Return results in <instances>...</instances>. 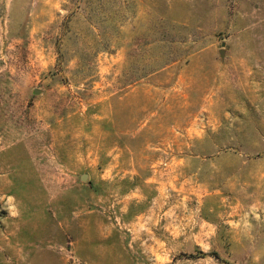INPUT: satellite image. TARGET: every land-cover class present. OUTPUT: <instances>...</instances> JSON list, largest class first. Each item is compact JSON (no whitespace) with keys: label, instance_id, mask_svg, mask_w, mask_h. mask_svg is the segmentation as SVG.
<instances>
[{"label":"rangeland","instance_id":"374dc122","mask_svg":"<svg viewBox=\"0 0 264 264\" xmlns=\"http://www.w3.org/2000/svg\"><path fill=\"white\" fill-rule=\"evenodd\" d=\"M0 264H264V0H0Z\"/></svg>","mask_w":264,"mask_h":264},{"label":"water","instance_id":"95a60500","mask_svg":"<svg viewBox=\"0 0 264 264\" xmlns=\"http://www.w3.org/2000/svg\"><path fill=\"white\" fill-rule=\"evenodd\" d=\"M86 178H87V176H84V177H83V180H85Z\"/></svg>","mask_w":264,"mask_h":264}]
</instances>
